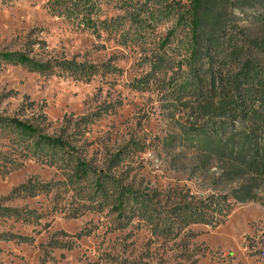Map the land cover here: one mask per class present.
Returning a JSON list of instances; mask_svg holds the SVG:
<instances>
[{
	"label": "rangeland",
	"instance_id": "obj_1",
	"mask_svg": "<svg viewBox=\"0 0 264 264\" xmlns=\"http://www.w3.org/2000/svg\"><path fill=\"white\" fill-rule=\"evenodd\" d=\"M186 4L0 0V117L32 121L166 206L217 193L175 103L190 67ZM13 137L0 131V264H264V202H237L222 224L180 236L138 219L121 228L115 204L71 177L74 164L25 156Z\"/></svg>",
	"mask_w": 264,
	"mask_h": 264
},
{
	"label": "trees",
	"instance_id": "obj_2",
	"mask_svg": "<svg viewBox=\"0 0 264 264\" xmlns=\"http://www.w3.org/2000/svg\"><path fill=\"white\" fill-rule=\"evenodd\" d=\"M186 1L182 18L191 33L190 67L175 103L186 114L184 129L197 156L196 168L208 171L217 193L201 201L166 206L97 170L75 155L77 150L68 141L44 133L32 121L0 117V131L14 133L23 155L51 165L74 164L71 177L89 180L91 197L100 205L115 204L121 228L138 219L163 237L180 236L195 224L216 227L237 202H264V0ZM16 61L26 64L31 59L18 53ZM62 64L74 70V62ZM123 153L114 155L111 162L118 165L125 158ZM13 236L20 242L32 240Z\"/></svg>",
	"mask_w": 264,
	"mask_h": 264
}]
</instances>
